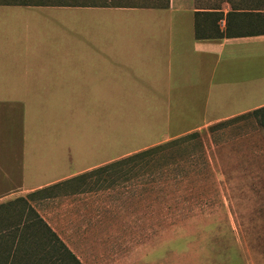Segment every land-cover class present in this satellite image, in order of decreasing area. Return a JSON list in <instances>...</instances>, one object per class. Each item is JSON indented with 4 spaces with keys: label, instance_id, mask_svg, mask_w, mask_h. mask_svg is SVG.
<instances>
[{
    "label": "crops",
    "instance_id": "obj_1",
    "mask_svg": "<svg viewBox=\"0 0 264 264\" xmlns=\"http://www.w3.org/2000/svg\"><path fill=\"white\" fill-rule=\"evenodd\" d=\"M114 107L144 148L264 108V0L0 3V264H44L27 245L111 170Z\"/></svg>",
    "mask_w": 264,
    "mask_h": 264
},
{
    "label": "rangeland",
    "instance_id": "obj_2",
    "mask_svg": "<svg viewBox=\"0 0 264 264\" xmlns=\"http://www.w3.org/2000/svg\"><path fill=\"white\" fill-rule=\"evenodd\" d=\"M98 1L156 6L166 0ZM115 112L111 170L94 174L84 197L50 203L56 233L33 235L27 247L43 257L46 251L44 264L47 257V264H77L65 249L80 264H264L263 111L148 148L153 142L115 133L125 132Z\"/></svg>",
    "mask_w": 264,
    "mask_h": 264
},
{
    "label": "trees",
    "instance_id": "obj_3",
    "mask_svg": "<svg viewBox=\"0 0 264 264\" xmlns=\"http://www.w3.org/2000/svg\"><path fill=\"white\" fill-rule=\"evenodd\" d=\"M68 1L69 0H66L65 2L60 1L58 3H51V1L48 2V0H46V2H43V1L42 2L40 1V2L41 3H47V4H50V5H116V6L121 5L119 3H116V4H108L106 2H104V4H101V3H99L98 0L97 1L96 0L95 1H92V0H72L71 2H68ZM0 3H13V2H8L6 0V1H0ZM26 3H28V2H22V4H26ZM259 110H261L263 112H261ZM253 112L256 113V114H258L259 112H261L262 113V116H263L262 122L264 123V108L254 110ZM65 252L68 253L69 257L72 260H74L75 263L80 264V262H78V260L74 257V255L70 251H68L67 249H65ZM53 262H55V258L51 259V263H53Z\"/></svg>",
    "mask_w": 264,
    "mask_h": 264
}]
</instances>
